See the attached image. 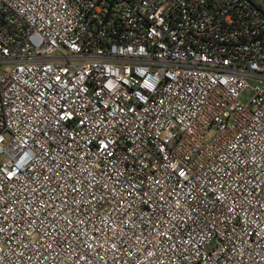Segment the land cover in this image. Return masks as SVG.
<instances>
[{
	"label": "built area",
	"instance_id": "1",
	"mask_svg": "<svg viewBox=\"0 0 264 264\" xmlns=\"http://www.w3.org/2000/svg\"><path fill=\"white\" fill-rule=\"evenodd\" d=\"M0 264H264V0H0Z\"/></svg>",
	"mask_w": 264,
	"mask_h": 264
},
{
	"label": "rangeland",
	"instance_id": "2",
	"mask_svg": "<svg viewBox=\"0 0 264 264\" xmlns=\"http://www.w3.org/2000/svg\"><path fill=\"white\" fill-rule=\"evenodd\" d=\"M250 98V94L248 92H244L243 95H242V100L244 102H247Z\"/></svg>",
	"mask_w": 264,
	"mask_h": 264
}]
</instances>
